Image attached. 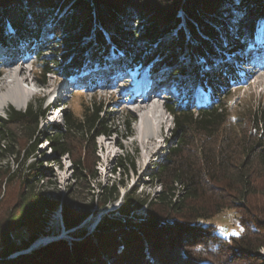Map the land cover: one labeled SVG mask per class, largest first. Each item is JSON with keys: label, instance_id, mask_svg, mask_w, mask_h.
<instances>
[{"label": "trees", "instance_id": "trees-1", "mask_svg": "<svg viewBox=\"0 0 264 264\" xmlns=\"http://www.w3.org/2000/svg\"><path fill=\"white\" fill-rule=\"evenodd\" d=\"M233 3L241 16L234 34L221 20L231 15ZM47 19L55 33L54 50L60 55L39 66L42 81L56 72L68 77L83 65L85 53L99 60L112 49L122 53V65L128 67L152 66L155 73L157 66L167 65L161 71L184 77L185 95L166 107L175 137L154 173L159 192L144 199L125 196L119 218H103L92 235L81 233L79 241L68 246L57 241L9 258L46 234L48 219L58 207L64 227L72 229L93 206L116 201L115 187L79 203L74 193V198L58 206L57 198L29 179L32 175L19 177L14 172L5 178L6 185L16 179L19 191L16 201L0 214V264H264L259 253L264 250V109L246 106L232 114L221 103L222 96L231 93L228 79L235 77L228 63L221 70L212 65L213 73L201 72L204 63L211 64L210 57H220L213 45L220 44L221 37L236 47L251 38L255 23L264 19V0H0V46L16 42L11 34L5 35L6 25L18 43H39ZM131 22L134 26H129ZM204 83L216 91L217 100L210 107L196 108L194 92ZM42 106L36 101L24 112L12 111L0 118V160L4 153H13L17 136L30 139L39 133ZM108 117L100 103L91 100L81 107L80 115L68 112L53 134L41 133L52 146L47 158L72 156L75 142L83 144L82 149L89 145L90 157L72 158L73 179L79 187L95 179V139L115 132ZM124 126L129 130L130 122ZM32 149H37V140ZM121 168L120 162L113 173ZM3 180L0 174V185ZM141 208L146 215L135 216ZM226 208L239 214V236L225 238L203 224Z\"/></svg>", "mask_w": 264, "mask_h": 264}, {"label": "rangeland", "instance_id": "rangeland-1", "mask_svg": "<svg viewBox=\"0 0 264 264\" xmlns=\"http://www.w3.org/2000/svg\"><path fill=\"white\" fill-rule=\"evenodd\" d=\"M234 3L237 5L236 1H234ZM234 3L229 6L232 16L230 15L221 19L226 22V26H228L227 29L232 34L238 29L236 23L237 19L239 20L241 18L238 12L235 11L236 9H234ZM179 15L181 16V13H179ZM132 25L134 26V23H129V26ZM258 25L262 27L264 24ZM9 28L10 27L6 25L5 35L8 36V34H11L12 39L16 40V42H9L8 46L3 49L0 46V49H2L0 52V72L4 74L8 63L16 59L23 64L25 75L17 78V84L10 85L7 91H15L17 94L19 91H25L28 92V95L36 92L37 95H31V97L25 99L20 110L15 109L12 103L3 107L1 106L0 118H6V116L12 111L24 112L29 104L36 101H42L43 110L48 109L49 114L48 117L39 120L38 134L30 139H27L25 135L17 136L18 142L13 145V153H4V156L0 160V174H3L4 176L3 183L0 185V214L7 206L12 205L16 201L17 193L19 191V182L15 179L12 184H5V178L11 176L14 172L19 174V177L22 175L26 176L27 174L33 176L34 174L37 175L42 172L44 175L41 178H43L44 181H41V178L37 176L33 178L32 176H29V179L37 182L36 184L38 188L43 186L42 188L45 193L55 199L57 198L56 200L59 202L58 206H60L66 199L71 200L74 198V193L76 194V197H80L78 199L75 197V203H79L81 199H88L90 196L94 195L97 196L102 189H108L111 185L118 191V198L116 201L110 202L102 208L93 206L88 216L78 226L72 229H66L64 227L62 213L60 207H58L48 219L47 228L45 229L46 234L40 235L34 241L36 243L39 242L38 247L36 245L31 251L45 248L51 243L57 241H62L68 246L74 241H79V235L81 233L92 235L103 218H119L120 214H118L117 211L122 205L125 196L144 199L146 197L152 198L154 194L159 192L160 188L154 180V173L157 171V165H160V163L164 161L167 151L173 144L175 137L172 132L173 118L166 112V107L180 99L171 96L164 100V97H159L158 92L162 89L168 91V84L171 86L173 84L180 86V81L177 83L176 81L180 80V77L183 76H174L172 72L169 76L167 71H161L156 75L154 78L155 80L153 79L151 91L156 92L157 94V106L162 115L161 120L163 121V125L158 129L156 123L155 125L152 123V130L155 133V138L152 145L148 146L149 149H146V152L145 149H143L145 148L143 145L146 140L143 135H141L143 130L141 131V127L139 126L142 115L140 116L138 112H134L133 109L136 106L129 103L133 97V94L131 93L132 88L135 87L136 84L139 85V82H141L140 79L143 75L149 76L147 75L146 70L140 72V78H137L139 80L138 83L134 84V86L133 83L129 84V76L130 74L134 75L135 71H130L132 69L129 70V68L122 65L120 60L121 52H109V49V55H107V52L106 54L102 53V57L100 58L101 61L102 59L108 60L109 65L107 68L104 66L99 67L98 63L95 60H92L93 58L91 55L85 53L81 70L79 68V71H77L76 74L69 76L71 78L75 76L78 77L76 80L77 84L73 88L70 87L69 84L67 85V82H69L70 79L67 77L66 79L61 77L60 72L46 75L44 81H42L38 73L39 66L46 60L58 58L60 55L54 50L57 44L54 36L55 33L53 29H51V20L47 19L45 21L39 38L40 42H37L32 46L26 43H18L15 38V33L12 34L13 30L11 31ZM182 29L184 30L183 27ZM257 33L260 35L261 31H258ZM213 47L215 53L220 55L219 58L210 57L211 66L213 65V68L216 67V70L222 69L224 66L223 60L229 61V58H234V61H237V57L241 53L238 51L237 47H231L230 43L225 41L224 37L220 38V44L216 43ZM45 49L49 51L43 53ZM38 52L41 56L37 55ZM248 52H252V49H248ZM186 54L187 51L184 49V57H186ZM244 55L245 52L241 53V56ZM184 57L183 60H185ZM180 61L181 57L175 62L174 67L177 68L181 63ZM182 64L185 65V68L187 67L186 61ZM205 64L206 65H204L201 72H207V74L213 73L209 64ZM166 66H157V68L159 71L165 70L168 68ZM231 66L234 71L239 67H241L242 70L244 68V72L238 73L237 82L230 83L232 84L230 87V96L223 97V95L221 103L226 104L232 114H234L238 108L241 109L246 106H253V108L258 106L259 108L264 109V68L259 71L260 68L258 69L255 66L248 67V64L240 65L239 63H232ZM99 69L102 71L101 73H99ZM252 71H254L255 74H251ZM247 72L250 74L249 76H246ZM148 73L152 75L151 71H148ZM97 75L101 76L96 81ZM22 78L27 80L25 84L21 82ZM75 79L76 78H74V80ZM149 80H151V78ZM42 82L44 84L41 85ZM59 89L62 91L60 90L61 92H58ZM204 90L203 94L200 93L199 89L195 93L194 101L196 107L197 104L204 107L209 106L210 104V101L205 100V98L207 95L213 97V90L209 86L208 88H204ZM48 92L51 94L53 92L58 94V101L55 107H49V103L56 100L55 94L51 97H46ZM215 99H217L216 93H214L213 100ZM91 100L100 103L102 113L105 112L106 114H109V117L113 119L112 128L115 132L109 137L100 136L95 139V179L91 180L89 186L84 184L79 187L73 179L76 170H74L72 165V158H75L78 154L85 158L90 157V151L92 150L89 145H87L85 149H82L83 144L78 145L77 142H75L76 148L72 150V156L69 155L57 159L47 158L51 155L50 148L52 146L43 141L44 137H41V133L46 135L53 134L55 127L63 126L64 117L68 112H71L75 116L80 115L81 107ZM212 102L211 98V103ZM56 116L60 118L55 121L54 119ZM125 122H130L129 130L124 126ZM36 140L37 149H32V145ZM142 142L144 143L142 144ZM150 152L153 153L151 158L148 155ZM119 158H121V161ZM125 160L126 162H124ZM120 162L123 164V168H121L120 171L113 173V170ZM18 171H21V173H18ZM96 199L97 198H95V201ZM145 215L146 212L144 208H141L135 213V216L144 217ZM238 216L239 214L234 208H226L210 220L203 222V224L212 226L217 234L223 235L225 238L239 236L242 232V228H240L237 223ZM25 234L26 232L23 231L21 235L25 236ZM13 236L14 235H12V237ZM41 242L46 243L41 244ZM31 247L32 244L29 248ZM26 250L17 253H22ZM17 253H14L12 257ZM259 253L264 257V250H261Z\"/></svg>", "mask_w": 264, "mask_h": 264}, {"label": "bare ground", "instance_id": "bare-ground-1", "mask_svg": "<svg viewBox=\"0 0 264 264\" xmlns=\"http://www.w3.org/2000/svg\"><path fill=\"white\" fill-rule=\"evenodd\" d=\"M1 51L2 50H0V52ZM262 63H263L262 66L259 67L260 68L259 71H261L262 68H264L263 67L264 66V60H262ZM6 68H7L6 72L4 74L1 73V76H0V93H1L0 108H1V106L3 107L5 105L12 103V105L15 107V109L20 110L22 107L21 105L25 101V99L31 97V95L34 96L37 94H36V92H33V94L28 95V92H25V91L24 92L19 91V93L17 94L15 91L14 92L9 91V90L7 91L8 87H10V85L17 84V81H18L17 78L23 77L25 75V68H24L23 64L20 63V61H17L16 59L12 60L10 63H8ZM21 82L25 84L27 82V80L25 78L24 79L22 78ZM27 86H28V84H27ZM136 86H137V84H136ZM136 86L133 87V89L131 90L133 97H132V100L129 101V103H131L133 106L134 105L136 106L135 108L133 107L134 112H138L140 116L142 115L141 120H140L141 123L139 124V126L141 127V131L143 130L141 135H143L144 139L146 140L145 143L142 142V144L144 143L143 146L145 147L143 149H145V151L147 152V150L149 149L148 146L152 145L154 138H155V136H154L155 133L152 130V127H153L152 123H154V125L156 123V125L158 126V129H160L161 126L163 125V121L161 120L162 115L159 112L158 106H157V101H158L157 99L158 98H157L156 92L151 91V89L149 88L147 93H146V97H144V100L139 102V96L134 92L136 89ZM160 88H163V87H160ZM60 90L61 89H59L58 92H60ZM47 94H46V97H48V96L51 97L55 93L53 92L51 94L48 92ZM55 97H56V100H54L53 102H50L49 107L50 106L55 107L57 105L58 94H55ZM152 154H153L152 152H150L148 154L150 158H151ZM37 247H38V245H37Z\"/></svg>", "mask_w": 264, "mask_h": 264}, {"label": "water", "instance_id": "water-1", "mask_svg": "<svg viewBox=\"0 0 264 264\" xmlns=\"http://www.w3.org/2000/svg\"><path fill=\"white\" fill-rule=\"evenodd\" d=\"M38 243L39 242H34V243H32V247L31 248H29L28 250H26L25 252H22V253H17L14 257H16V256H18V255H22V254H27V253H29L31 250H32V248H34V247H36V245H38ZM41 243H46V242H41ZM14 257H12V255L11 256H9V258H14Z\"/></svg>", "mask_w": 264, "mask_h": 264}]
</instances>
